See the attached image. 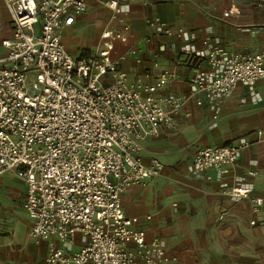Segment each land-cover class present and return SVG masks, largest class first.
<instances>
[{"label":"built area","instance_id":"1","mask_svg":"<svg viewBox=\"0 0 264 264\" xmlns=\"http://www.w3.org/2000/svg\"><path fill=\"white\" fill-rule=\"evenodd\" d=\"M126 1L104 5L115 16ZM3 2L12 37L2 42L7 53L0 62V177L10 173L25 184L22 206L31 222L32 240L53 237L71 243L77 234L85 239L69 255L50 244L46 264L176 262L160 239H146L137 228L138 218L124 215L120 199L126 189L144 186L164 168L157 159L144 164L138 154L161 130L178 127L183 97L158 93L172 75L162 72L154 84L143 79L130 83L111 58V41L124 42L122 33H102L108 43L97 55L73 58L67 53L60 31L86 12V0ZM235 14L233 7L227 12ZM146 23L156 25L163 36L182 35V30L173 32L159 18ZM182 55L193 63L195 92L215 105L214 119L217 106L236 86L252 88L264 80V53L225 59L214 47L205 59L188 50ZM248 146L243 141L199 149L192 172H219L235 164ZM249 193L248 189L230 192L239 198H248ZM251 205L256 214L263 200L253 199Z\"/></svg>","mask_w":264,"mask_h":264},{"label":"crops","instance_id":"2","mask_svg":"<svg viewBox=\"0 0 264 264\" xmlns=\"http://www.w3.org/2000/svg\"><path fill=\"white\" fill-rule=\"evenodd\" d=\"M108 1L112 0H86V12L60 31V39L67 53L81 58L97 55L105 48L108 41L101 38L102 33H122L124 42L111 41V58L118 61L128 81L143 79L154 84L166 71L172 79L158 93L183 97L177 129L161 130L158 138L147 140L138 154L144 164L151 159L163 164L160 175L152 179L172 173L177 178L180 174L200 198V218L187 228L181 244H176L178 239L172 231L163 238L167 253L176 258L172 264H264V80L252 88L236 86L230 97L217 106L218 116L214 119L215 105L195 92L193 63L182 55L188 50L205 59L214 47L225 59L239 53H264V0H127L120 3L115 16L104 5ZM232 7L237 14L228 16ZM154 18L173 32L182 30V35L163 36L156 25H147L146 21ZM11 37L10 16L0 0V62L7 53L2 42ZM197 100L201 106L196 105ZM243 141L249 146L235 164L219 172H192L197 150ZM187 167L193 174L190 180L185 175ZM10 177L21 186L13 187ZM143 188L126 189L121 194V208L126 217L138 218L137 228L145 232L147 240H161L153 230L152 216L141 212L144 209L138 201ZM233 189L250 190L248 198L232 196ZM2 192L8 196L6 206L15 216L11 236L0 238V264H46L50 244L61 247L67 255L85 244L79 234L71 243H60L53 237L32 240L31 222L22 206L25 184L13 174H4L0 177V202ZM257 198L263 200V205L254 214L251 200Z\"/></svg>","mask_w":264,"mask_h":264},{"label":"rangeland","instance_id":"3","mask_svg":"<svg viewBox=\"0 0 264 264\" xmlns=\"http://www.w3.org/2000/svg\"><path fill=\"white\" fill-rule=\"evenodd\" d=\"M171 173V172H170ZM175 173V172H174ZM176 174L167 176L162 175L146 183L143 189H140L139 205L144 209L143 213L149 214L153 218L152 226L161 236V242L165 249V239L163 238L171 231L174 233L175 240L178 239V245L187 233V228L200 218L199 196L190 184L184 182L182 175ZM188 180L193 174L187 167ZM173 176V177H172ZM187 180V182H189ZM8 181L13 187L21 186V182L13 177ZM0 202V238H9L11 236V225L15 214L6 206L5 200L8 199L5 192L1 194ZM21 204V203H20ZM155 232V233H156Z\"/></svg>","mask_w":264,"mask_h":264}]
</instances>
